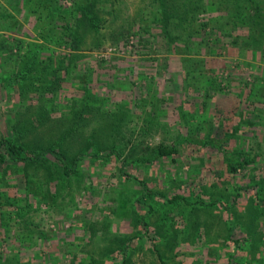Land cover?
<instances>
[{
  "label": "rangeland",
  "instance_id": "374dc122",
  "mask_svg": "<svg viewBox=\"0 0 264 264\" xmlns=\"http://www.w3.org/2000/svg\"><path fill=\"white\" fill-rule=\"evenodd\" d=\"M58 1L62 6L70 5V0ZM168 1L170 0H163L165 3ZM181 1L189 3L192 0ZM0 2L5 4L4 0ZM97 4L98 13L104 19L103 24L99 27V33L85 31L84 41L85 44L90 43L91 37L93 39V36L97 35L103 45L96 49L85 48L78 51L81 55L73 58L74 65H70L71 75L68 74L70 78L61 83L55 99L53 97L56 110L50 111V115L59 116L62 110H67L68 105H65L64 101L68 102L71 97L76 98L77 101L87 97L88 102L94 104V107L89 112L90 119L85 124L86 131L94 130V125L97 127L100 121L104 125L110 119L117 120L116 127L119 132L114 135V140L121 142L123 154L128 147H131L129 146L131 143L137 142V145L131 149L134 157L145 156L148 151L144 150L143 144L139 145L140 140L146 141L150 147H155L159 142L173 145L179 132L198 134L204 139L209 136V141L205 140L209 145L180 143L177 144L180 145L179 151L173 156H164L154 161L145 160L136 167H126V170L142 179L148 189L161 192L166 199L173 192L195 197L194 193L197 192L199 184L219 197L230 194L240 181L236 180L237 173L234 176V173L231 174L224 169L222 153L219 150L222 148L226 134L229 136L226 143L228 146H232L235 142L241 143L245 151L251 147L249 151L251 154L264 147V55H261L259 50L251 51L246 45L239 47L237 44H232L231 36L228 35H221L220 40L211 45V51L215 52L213 54H206L204 49L196 46L187 54L165 53L157 41H140V35L144 38L147 34L155 36L159 32L154 21L162 6L159 0H97ZM200 7L203 12H196L194 16L205 17L211 11V13L216 11L213 9L212 0H202ZM8 9L15 14L14 17L18 22L13 25L14 34L28 41L41 40V44L44 43L43 47L48 44L49 48L54 50V54L68 53L69 50L62 44L49 43L45 38L38 39L39 36L36 38L35 27L38 21H35V13L31 11V7H24L21 11L18 8L13 10L8 7ZM34 21L36 26L33 25ZM44 22L41 27L46 29L49 24ZM196 24L197 18L192 22V26ZM117 28L124 29L126 39L119 38L120 40L113 42L110 31L114 32ZM1 32L7 35L9 31L1 30ZM244 32L245 29L239 26L232 31L233 34ZM199 34V32L193 34V38L197 40ZM178 56L192 59L197 57L202 59L205 56L206 61L203 63L198 61L197 66L201 69L196 72L198 74L184 76ZM0 65L5 67V63ZM77 71L81 72L84 86H87L85 91L82 83L75 80L79 75H76ZM210 78L215 79L216 90L211 89ZM4 91L0 87V128L11 111L13 118L31 117L41 109V106L48 107L49 101L39 99V102H42L39 106L38 98L31 97L30 92L18 97L14 93V95L9 93L10 90L8 93ZM158 96L166 98L162 102L157 99ZM134 101L136 105L133 104ZM178 105L182 107L184 120L178 118L176 110ZM100 115L102 120L99 118ZM149 116H152V122L147 126L148 122L145 120ZM244 116L249 123H243L241 117ZM44 128L43 125L37 126L36 132L39 134ZM116 166L117 161L112 154L105 159L87 158L81 168L83 177L78 174L60 178L57 179L59 183H55L54 180L39 184L30 181L29 188L34 193L43 192L42 189L48 185L46 192L48 203L37 202L38 200L28 193L26 199L30 202V206L21 209V215L9 221L6 231L9 232V238L2 241L3 234L0 231L1 258L5 259L17 250L19 256L27 260L28 264H56L57 259L63 264V260L69 258L71 252H75L77 259L75 258L73 264H84L80 260V254L87 252L88 249H96L102 229L129 231L131 226L127 220L114 215V201H111V198L114 196L112 193L116 189L115 186L119 183L121 185L122 182H126L128 187L126 193H133L129 190L138 185L128 179L123 180L116 171ZM16 171L18 169L12 167L2 175L0 188L1 194L6 193L9 197H16L17 202L21 203L20 197L24 196L23 178L19 173H13ZM237 176L242 178L243 182L248 180L264 184V154L257 155L255 162L249 163L244 176L241 173ZM83 184L86 185L85 189L79 187ZM251 192H243L236 198L231 207L234 215L246 217V196ZM51 193L55 194V197ZM206 198L204 197L205 200ZM148 200L152 210L147 221L161 225L166 229L167 235L171 229L169 218L172 216L180 226L188 213L189 219L206 226L204 235L207 234L211 238L207 243L208 253L206 245L202 244L204 235L200 241L194 243L189 238L185 242H179L174 249L172 247L168 250L169 258H164L163 264H177V261L184 264H222L223 244L226 243L230 248L234 247L228 239L223 238L228 225L224 220L225 214L219 206L209 212L201 206L192 211L193 205L190 204L184 205L181 202L173 204L153 197ZM136 208L144 210L146 207L136 204ZM161 215L164 216L160 217ZM84 217L90 218L93 222L90 241L78 238L82 233L79 224ZM258 220L261 223H258L256 232L262 233L264 240V214L259 215ZM104 222L107 224L105 225ZM235 232H240V229L237 228ZM150 233L152 231L149 229L147 234ZM241 233L247 235L243 230ZM14 234L23 237L19 235L14 237ZM20 240L23 242L19 244ZM8 244H12V248H8ZM148 244L149 241L141 247H136L131 256V264H159L155 253L147 248ZM159 245L161 248V243ZM209 246L214 251L216 249L215 256L218 259L215 260L214 255L209 253ZM174 250L177 251L175 255H173ZM260 250L261 254L256 252L255 256L261 255L262 260L255 261V264H264L262 246ZM50 255H53L52 262H49ZM104 261L109 260L106 258Z\"/></svg>",
  "mask_w": 264,
  "mask_h": 264
},
{
  "label": "trees",
  "instance_id": "16d2710c",
  "mask_svg": "<svg viewBox=\"0 0 264 264\" xmlns=\"http://www.w3.org/2000/svg\"><path fill=\"white\" fill-rule=\"evenodd\" d=\"M197 1L199 0L186 3L181 0H170L165 3L163 0H159L162 6L160 7V13L154 20L159 32L155 36L147 34L149 36L146 35L144 38L140 35V41H157L165 53L187 54L196 46V48L204 49L206 54H213L215 52L211 51V45L219 41L221 35H228L231 36L230 42L232 44H237L239 47L240 45H246L251 51L259 50V53L264 55V0H212L213 9L216 11L215 13H211V11L205 17L194 16L196 12H203L200 7L202 0ZM4 3L0 2V64L5 63V67L0 65V87L5 90V93L10 90L9 93L16 94L18 97H23L26 92H30L31 97L38 98V102L39 99L49 102H47L48 107L41 106L42 102H39L41 109L31 117L13 118L11 111L1 124L0 181L3 178L2 175L9 168H17L18 171L13 173H19L22 176L24 192V196L20 197L22 202L18 203L16 197H9L6 193L1 194L0 188V231L3 234L2 241L9 238V232H6L9 221L14 220L16 216H20L21 209L30 206V202L26 199L28 193H31L34 199L38 200L37 202L48 203L46 195L48 185L42 189L43 192L38 193L36 191L34 193L29 188L30 181L39 184L40 182L46 183L48 180H54L55 183H59L57 179L60 178L64 179L78 174V176L83 177L84 173L81 172V168H83L84 160H87V158L105 159L112 154L117 161L116 171L119 176L125 181L128 179V181L138 185L136 188L129 190L133 193H126L128 188L126 182H122L121 185L119 183L115 186L116 189L112 193L114 196L111 198V201H114V215L124 217L131 227L126 232L102 229L96 249H88L87 252H82L80 254L81 262H84V264H131V256L136 247H141L149 241L147 248L155 253L159 264H163L164 258H169L167 256L168 250L172 247L174 249L179 242H185L189 238L193 243L201 240L204 232L206 233V226L194 219H189L188 213L180 226L172 216L169 218L171 229L168 231V235L165 233L166 229L161 225L149 223L147 218L152 206L148 199L152 197L159 201L167 200L173 204L181 202L184 205H193L191 206L192 211L201 206L209 212L219 206V209L225 214L224 220L228 225V230L223 238L228 239L234 246L230 248L226 246V243L223 244L224 261L222 264H255V261L262 260L261 255L255 256V254L256 252L261 254V246L264 250L262 233L256 232L261 223L258 216L264 214V184L249 182L248 180L243 182V179L237 175L241 173L244 176L249 163L255 162L257 155L264 154V147L251 154L249 152L251 147L248 151H245L241 143L235 142L236 144L228 146L226 143L229 136L225 133L226 136L219 151L222 153L224 169L231 174L234 173V176L237 173L236 180L240 181L234 186L233 191L219 197L213 192H208L205 186L199 184L197 192L194 193L195 197L191 195L193 198L188 197L187 194L173 192L166 199V196L161 192L148 189L143 180L138 178L136 174L127 171L126 167H136L145 160L154 161L164 156H173L179 151L180 145L177 144L180 143H194L197 146H203L205 143H209L205 142V140L209 141V136L204 139L199 137L198 134H180L179 132L176 136V143L173 145L159 142L155 147H150L146 141L140 140L139 145L143 144L144 150L147 149L148 151H146L145 156L137 155V157H134L131 149L137 145V142L131 143L129 145L131 147H128L123 154L121 142L114 140V135L116 136L119 132L116 127L118 126L117 120L110 119L104 125L100 121V125L97 127L94 125V130L88 129L86 131L85 124L89 121V112L94 107V104L88 102L87 97H83V100L80 101H77L74 97L69 98L68 102L64 101L66 102L65 105H68V109L62 110L59 116H51L49 113L56 110L53 101H55L57 89L64 80L70 78V65H74V62L72 63L73 58L81 55L78 51L85 48L96 49L103 45L97 35H94L93 39L91 37L90 43L85 44L84 41V32L88 30L99 33V27L104 21L98 13L97 0H70V5L67 6H62L58 0H4ZM8 7L13 8V10L18 8L20 11L24 7H31V11L35 13V21H38L37 26L35 21L33 22V25L36 26V38L39 36L38 39L42 38L43 40L45 38L49 43L62 44L69 50L68 53L54 54V50L50 49L48 44L43 47L44 43L41 44V40L39 42L28 41L18 34H14L12 32L13 25L18 22L14 17L15 14ZM196 18L197 24L192 26V22ZM44 21L49 24L46 29L41 27L45 23ZM238 26L245 29L243 34L232 33ZM1 30L9 32L4 35ZM110 32L113 42H116L119 38L126 39V33L122 28ZM197 32L200 33V37L195 40L193 34ZM150 36L151 39H149ZM178 58L184 76L198 74L196 72L201 70L197 66L198 61L200 60L201 63L206 61L205 56L202 59L200 57L186 58V56H178ZM77 72L76 75H79L75 77V80L82 83L85 91L87 86H84L81 72ZM208 76L210 75L208 74ZM214 78L209 80V84L213 87H211L212 90L217 87ZM50 96H52L51 100ZM165 98L158 96L157 99L163 102ZM133 104L136 105L135 101ZM178 106L176 108L178 118L184 120L182 107ZM255 115L253 114V116ZM99 118L102 120L101 115ZM241 118H243V123H249L245 116ZM151 119L152 116H149L145 120L148 122L147 126L151 125ZM40 125L45 126V128L39 131L38 134L36 127ZM210 145L212 146V143ZM79 187L85 189L86 185L83 184ZM249 191L252 192L246 196V217L241 218L238 214L234 215L231 209L232 204L241 193ZM55 192L57 194V191ZM53 193L51 194L55 197ZM204 197H207L206 200ZM136 204L146 208L137 210ZM162 216L164 215L160 217ZM81 222L79 225H81L82 233L78 238L90 241L93 234V222L88 217L82 218ZM104 224L107 223L104 222ZM102 226L105 227L103 224ZM237 228L240 229V232H235ZM149 229L152 233L147 234ZM242 230L247 235L241 233ZM15 235L19 234H14V237ZM19 237L23 236L19 235ZM210 241L211 238L206 234L202 244L206 245L207 253V243ZM22 242L20 240L19 244ZM24 242L29 244L27 240H24ZM160 243L161 248L159 247ZM9 247L12 248V244H8ZM209 253L214 255L215 260L218 259L215 256L216 249L214 251L211 246H209ZM175 254H177L176 250L173 251V255ZM219 254L220 252L217 253V255ZM1 256L0 250V264H28L27 260H23L19 256L17 250L16 253H11L5 259H2ZM49 257L51 258L49 262H52L53 255ZM75 258V252H71L70 257L63 260V264H73ZM106 258H108V262L104 261ZM60 261V259H57L56 264H60ZM177 264L184 263L177 261Z\"/></svg>",
  "mask_w": 264,
  "mask_h": 264
}]
</instances>
